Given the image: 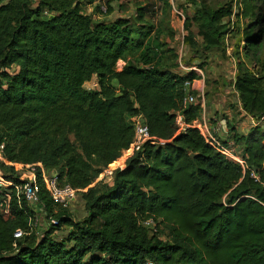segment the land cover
<instances>
[{"label": "trees", "instance_id": "1", "mask_svg": "<svg viewBox=\"0 0 264 264\" xmlns=\"http://www.w3.org/2000/svg\"><path fill=\"white\" fill-rule=\"evenodd\" d=\"M158 1L165 17L154 23L147 4L124 18L109 0L94 21L83 0H0L1 175L19 184V165L41 163L85 210L74 219L41 182L39 204L56 223L30 232L38 208L11 195L0 207V264H264V131L229 136L243 171L197 129L179 128V113L186 125L202 115L200 103L184 104V84L200 77L176 72L177 54L159 40H173L172 5ZM188 1L183 44L197 58L224 49L223 21L235 19L237 112L264 115V0ZM139 118L151 141L121 160Z\"/></svg>", "mask_w": 264, "mask_h": 264}, {"label": "rangeland", "instance_id": "2", "mask_svg": "<svg viewBox=\"0 0 264 264\" xmlns=\"http://www.w3.org/2000/svg\"><path fill=\"white\" fill-rule=\"evenodd\" d=\"M107 1L109 0H99L93 5H88L86 0H83V2H85V4L83 3L84 12L90 14L94 21L101 20L103 16L100 15V13H96L94 6H101L100 10L105 14ZM229 1L231 0H210V5L215 8ZM33 2H36V0H33ZM169 2L172 5V9L168 18L165 19V24L167 22V25L174 31L173 40H171L170 37L163 36H159V40L166 42V45L177 54L179 68L178 70L176 69V72L182 73L183 67L194 68L196 70L201 80L200 84L202 85L204 112L212 123H209L210 126L215 127L221 120H227L229 122L231 116H233L235 120H238V97L232 87L234 76L237 72L236 64L238 62L237 57L233 55L239 38L234 24L235 19L231 18L230 23H228L227 19L223 21L229 25L230 31L232 30V33L230 32L227 34L224 49H215L207 55L205 54L197 58V55L191 53L189 48L183 44V37L186 35V32L183 30V19L186 14L188 16L191 15L190 2L188 0H169ZM110 4L114 8V16L126 18L129 14H134L138 5L147 4L153 9L150 15L147 16L151 22H158L165 17L158 0H112ZM118 6H120L121 9H119ZM184 9L187 10V13ZM241 24L244 25L245 21ZM193 31L196 33L195 26H193ZM243 45L244 44H240V50ZM239 58L242 60L241 55ZM202 62L207 65L209 69L208 74L199 68ZM215 136L217 137L218 135L215 134ZM70 212L72 217L76 220L85 216V210L79 199L72 205ZM65 233L66 232H58L57 238H62Z\"/></svg>", "mask_w": 264, "mask_h": 264}, {"label": "built area", "instance_id": "3", "mask_svg": "<svg viewBox=\"0 0 264 264\" xmlns=\"http://www.w3.org/2000/svg\"><path fill=\"white\" fill-rule=\"evenodd\" d=\"M122 62H118L117 69L123 66ZM122 65V66H121ZM121 66V67H120ZM193 70L196 72L194 68H185L183 70ZM185 88V99L184 104L196 105L200 103L202 107V115L199 119L194 120L190 125H186L184 120L182 119V115L180 113L176 117V123L181 130H184L187 127L195 128L199 131L202 137L209 140L227 160L238 164L243 171L246 169V164L240 154L237 152L235 148L234 142L231 140H227V121L221 120L216 124L214 129H210L208 125V118L204 112V99L202 96V87H196L194 85V81L186 82L184 84ZM246 118L250 122L252 127L260 126L264 123V115L260 116H250L246 115ZM141 118L138 119L135 125L134 131V139L130 144L127 150H124L121 154V160H126L128 157L132 156L134 153L141 151L142 146L151 141V137L149 136L148 129L145 123H140ZM218 135V137L215 136ZM219 136H224L225 140L219 138ZM0 147V163H4V159L1 156ZM118 166V162H114L110 164L107 168H105L99 178V181L109 182L111 180V176L113 172ZM16 176H18L20 183H14L11 180H5L1 175L0 171V194L2 195V199H0V207L4 206L5 210H8L9 201L11 199V195L17 198L18 202L20 200V196L22 195L25 198V201L29 205L36 206V209L33 218L30 219L29 231L32 232L44 230L46 228V223L55 224V220L51 216H46L43 211V206H40L39 202V192H40V183L42 182L46 187L48 194L54 205L68 209L72 207V205L77 201L78 194L76 191L70 187L69 185H60L58 182L57 173L54 170H50L43 166L41 163H34L31 165H19L16 168ZM252 177L256 178L254 174H251ZM257 180V179H256ZM144 224L146 226H153V221L150 219L145 221ZM23 233L21 231H17L14 233V237H20Z\"/></svg>", "mask_w": 264, "mask_h": 264}, {"label": "crops", "instance_id": "4", "mask_svg": "<svg viewBox=\"0 0 264 264\" xmlns=\"http://www.w3.org/2000/svg\"><path fill=\"white\" fill-rule=\"evenodd\" d=\"M123 65V64H122ZM121 65V66H122ZM120 66V67H121ZM121 69V68H120ZM194 81V85L196 86V87H200V86H202L201 84H200V82H201V80L199 79H196V80H193ZM235 92V91H234ZM235 94H236V92H235ZM236 96H237V94H236ZM206 117L208 118V116L206 115ZM241 119V120H240ZM208 120H209V118H208ZM211 120V119H210ZM215 120H216V118H215ZM227 121V120H226ZM228 122V121H227ZM230 125L232 126V128H230V129H228L227 130V135H226V137H227V140H230V139H228L229 138V136L230 135H232V134H237V135H242V134H245L246 132H248L249 131V129L252 127L251 126V124H250V122L248 121V119L246 118V115H244V114H240L239 115V118H238V120H235L234 119V117L233 116H231L230 117ZM209 123L210 124H212L211 123V121H209L208 122V125H209ZM216 127V126H215ZM260 127H261V129L264 131V123H262L261 125H260ZM209 128L212 130V129H214V127L213 126H210L209 125ZM222 140H225V137L224 136H219ZM231 141V140H230ZM235 146V145H234ZM236 149H237V147H235ZM129 158V157H128Z\"/></svg>", "mask_w": 264, "mask_h": 264}, {"label": "water", "instance_id": "5", "mask_svg": "<svg viewBox=\"0 0 264 264\" xmlns=\"http://www.w3.org/2000/svg\"><path fill=\"white\" fill-rule=\"evenodd\" d=\"M185 106H186V108H187V107H189V104H186ZM180 115H182V113H180ZM140 123H145V121H144L143 118H141ZM191 156H193V155H191Z\"/></svg>", "mask_w": 264, "mask_h": 264}]
</instances>
